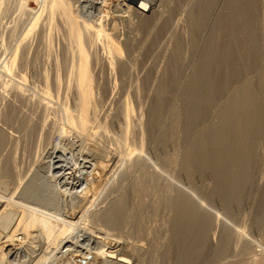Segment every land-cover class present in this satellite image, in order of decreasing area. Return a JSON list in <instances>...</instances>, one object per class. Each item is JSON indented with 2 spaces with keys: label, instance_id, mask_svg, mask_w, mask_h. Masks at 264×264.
Segmentation results:
<instances>
[{
  "label": "rangeland",
  "instance_id": "1",
  "mask_svg": "<svg viewBox=\"0 0 264 264\" xmlns=\"http://www.w3.org/2000/svg\"><path fill=\"white\" fill-rule=\"evenodd\" d=\"M140 1L139 6H134L135 12L127 11L122 7L117 8L118 1L111 0V11L114 12L117 25L115 24L116 27L112 29V35L102 40L101 47L98 44L95 51H87L88 58L91 59L88 67L82 66L77 60V54L81 49L79 41L83 36L77 40L75 37L78 34L82 35L81 31L84 28L80 30L81 27L95 23L101 13L90 8L83 10L82 4L78 5L81 0H72L70 4L63 5L56 16L52 17L54 21L51 28L47 23L50 21L49 18L46 21V17H39L40 7L35 0L0 1V137L2 138V133L6 140L0 146V183L4 179L7 164H10L9 168L13 172H11L13 190L10 187L8 193L6 191L8 196L5 191L3 192L5 195L0 193V198H6L12 203L10 205H16L15 207L23 212L27 210L28 214L25 216V223L23 222V226L19 228L15 225L10 226L11 216L4 220L7 221L6 223L1 224L0 264H178L175 261L176 253L173 254L176 251L171 228L174 211L170 202L176 195L174 191L178 187H181L180 189L183 187L182 190L186 193L190 192L189 195L195 201L198 200L199 205H204L203 208L211 211L213 216L204 256L182 264H227L234 261L235 264H264V164H259L255 171L257 178L255 181L260 185L259 189L255 185L252 192H249L245 204L239 208L240 212L236 209L233 212L235 215L232 213L229 216L221 206L203 200L205 197L201 191L208 193L213 188L211 178L203 179L201 183L196 181V184L190 186L192 183L181 181L177 175V168L172 170L170 166L169 159L181 158L183 153L182 91H175L173 94L171 106L168 107L162 123V126L165 124L164 130L173 141L172 148L169 151H162L155 138L150 139L151 137L144 131L142 136L140 135L138 124L142 122L144 124L147 120L148 110L159 86L160 77L172 58L174 40L172 34H169L154 49L155 51H149L150 43L146 42L133 51L127 59L132 68L128 84H124V79L119 77L120 73H117L113 43L120 45L123 56L127 57L126 46L129 41L138 37L144 39L143 33L135 34L138 23L148 20L151 13L160 11L169 15L173 11L177 21L176 31L186 49L183 62L187 66L191 65L192 70L193 64L197 61L190 40L188 22L190 2L161 0L160 4L158 0L151 11L150 4L146 0ZM84 5L88 6V4ZM259 7L264 26V0H260ZM77 18H81L80 22ZM71 19L77 22L74 24ZM77 23L79 26L83 25L78 27ZM71 28L74 29L75 34L77 33L75 36ZM107 30L110 31L109 28ZM109 31L106 32L110 33ZM67 33H71L74 39ZM66 39H71V44L67 43ZM64 46L69 54L63 51ZM71 57L74 61L70 60ZM102 57H107L106 64L111 67V71L103 64ZM152 68L157 69V73L149 85L144 79ZM44 79H47V86ZM125 108L128 110L126 111ZM121 109H124L126 116L119 114ZM65 112L70 114L78 129H74L76 134L73 133L74 130L71 131L72 129L64 125ZM67 137L69 140L65 141ZM71 152L75 157L81 154L90 159L97 182L93 186L90 184L86 200L82 202L80 200L78 205L75 202L72 209L66 212L61 209L62 216L57 215L56 218L54 217L55 220L52 219L61 226L57 227V230L52 232L53 236L49 237L51 232L47 228L40 232L38 224L34 226L30 222L34 219V215H37L38 206H45L51 210L50 207L52 208L53 205L42 200L43 195H48L46 192L54 191V188L51 189L52 183L50 184L53 180L49 177L51 165L56 163L60 156L65 155L66 162H70L67 160L73 158L70 157ZM104 181L108 182L107 187ZM201 187L208 190L205 191ZM45 188H48L47 191ZM59 189L62 191L63 187ZM124 191L129 193V199L121 228L109 230L102 222L94 221V215L96 217L101 215ZM67 196L69 197V194L65 195L66 199ZM129 200L132 202L130 203ZM2 205L1 207L5 209L6 206ZM257 214H260V222L254 225ZM74 218H76V226L72 225V222H75ZM226 226L228 230L232 228L229 230L230 246L227 251L218 250L215 255L212 253L213 256H208L209 251L211 253L215 248L220 249ZM81 230L93 231L95 236L102 235L100 238L106 240H102L103 245H94L96 248L93 246L94 248H88L89 250L80 254L83 246L78 243L77 237L80 236ZM74 231L79 233L76 235V242L72 241L75 242L74 247L69 248L67 239L72 237ZM233 235H236V238ZM51 238L54 242L50 240ZM261 251L263 255L259 254Z\"/></svg>",
  "mask_w": 264,
  "mask_h": 264
},
{
  "label": "bare ground",
  "instance_id": "2",
  "mask_svg": "<svg viewBox=\"0 0 264 264\" xmlns=\"http://www.w3.org/2000/svg\"><path fill=\"white\" fill-rule=\"evenodd\" d=\"M35 1L40 7L38 14L40 15L39 17H46V21L47 18H49L50 21L47 23H49V25L51 26L54 21V18L52 17L56 16L57 11L63 8V5H67V3L70 4L72 0ZM117 1V8L122 7V9H125L127 11L136 12L134 6H139L140 0ZM146 1L150 4L149 10L152 11L154 9V4L157 3L158 0ZM163 1L165 2V0H162V2ZM162 2L160 0V4ZM188 2H190L191 5V9L188 13V22L190 25V40L192 51H194L195 60H197L196 63L193 64L194 68H192V70L190 67L191 65L187 66L183 62V54L186 49L183 44L182 38L176 31L177 21L175 20L176 15H174L173 11L169 15H165V13L157 11L155 13H151L150 17H147L148 20L146 19L144 21H141L142 23L139 22L135 34L136 32H138V34L143 33L144 39L142 40V38L138 39L139 37H135V40L133 38L129 41L128 45L126 46L127 57L123 56L121 46L117 43H113L112 50L116 60V68L118 70L117 73H120L119 77L124 79V84H128L132 68L128 64L127 59H129L131 54H133V51L139 49L141 45H145V42L150 43L149 51H155L154 49L161 44L162 40L169 34H172V40H174V46L172 49V51L174 52L172 58L164 74H162V76L160 77L159 86L155 92L150 108L148 110L147 120L146 122H144V124L143 122L139 123L141 121H138V130L140 131L141 136L142 132L144 131L148 136L151 137L150 139L155 138L158 141L160 150L169 151V149L173 146V141L170 140L168 132L164 130L165 124L162 126V123L165 120L166 114L168 112V107L171 106L170 103L172 96H174L173 94H175V91H182L181 95L183 96V122L181 128L184 133V142L182 141V144L184 143L183 153L182 156L179 155L181 156V158H170V166H172V170L177 168L178 178L181 181H187V184L188 182H190L189 184L192 183V185L190 186H193L196 181L200 182L203 181V179L206 180V178H211L213 181V188L208 193L201 191L203 193V196L205 197V199L203 198V200H207V202H209L210 204L221 206L227 212V215L230 216L232 215L234 210L242 208V206L246 202V198L249 195V192H252V189L253 187L255 188V185L259 189L260 185H257L255 181V179H257L255 178V171L257 170V166L259 164H264V26L260 18V0H188ZM81 4L83 10H88V8H90V10L92 9L94 11H98V13H101L102 16H100L101 18L99 17V19L95 21V23L88 25V27H81L80 30L84 28V31H81L82 35L78 34L75 37V40H77L79 37L83 36V38L79 41V48L81 49L77 54V60L78 63H80L82 66L88 67L89 61L91 59L88 58L87 51H95V47H97L98 44H100L101 47L102 40H105V37L112 35V29L116 27L117 23L116 17L113 15L114 12L111 11V0H81L78 5ZM84 4H88V6H85ZM131 6L133 7V9ZM79 7L80 6H78V9ZM79 19L77 18L78 21ZM75 20L74 22H77ZM71 22H73V19H71ZM40 25L43 26L42 24ZM45 25L44 27H46L48 24L46 26ZM80 26L78 25V27ZM72 28L71 30L73 33L74 29ZM106 28H109L110 31ZM78 29H75V31ZM68 30H70V28ZM106 31H109L110 33ZM67 34L68 36L69 34L71 36V33ZM76 34L74 32L73 35L75 36ZM138 34L136 36H138ZM68 36L66 38H68ZM74 36L71 37H73L74 39ZM70 40H68L67 43L71 44ZM103 46H105L104 43ZM63 49V51H67L65 46ZM65 56L67 57L68 55ZM71 59L72 57L70 58V60ZM106 61L107 57H102L103 64L108 67ZM108 68H110L111 71V67ZM188 71H190V73H188ZM156 73L157 69H150L145 76V82L150 85V82L155 78L154 76H156ZM46 80L44 79V82L47 86L48 82ZM123 110L119 112V114H122L121 116H124L126 114V112L124 113ZM67 114L65 112L64 125L67 126L68 129H72L71 131H73L76 128V125L72 121L73 119L70 114L69 116ZM75 132L76 131L74 130L73 133L76 134ZM64 133H66V131ZM3 135L1 133L2 138L0 137V146H2L5 140V135ZM78 135L80 136V134ZM68 137L70 138V136ZM68 137L65 138V141L66 139L69 140ZM5 138H7V136ZM65 156H60L57 159L56 163L51 165L52 167L50 166L51 169L49 172V177L51 178V180H53L50 181V184L52 183L53 185L52 187H50L51 189L54 188V191L46 192L48 193V195L42 196L44 197V199L42 198V200H46L47 204L53 205L52 208L50 207L51 205H46L50 207L51 210H49V208L47 209V207L45 208V206H38V213L37 215H34V219L32 218L33 220L30 222L34 226L37 223V226H39L38 230L40 232L44 231L46 228L51 232V234L52 232H55V230H57V227L61 225H57V223H54L52 219L54 217L56 218L57 215L59 217L62 216L61 209L66 212L68 211V209H72L75 202L76 205H78L80 200L81 202L84 199L86 200L87 194L89 193V189L91 187L90 184H92L93 186L97 182V179L94 176L93 172L94 168H92L90 159L81 156V154L79 157H75V155L71 152L70 157L72 156L73 158H70L71 160H67L70 161L67 163L65 160ZM7 165L8 168H6L5 170L4 179L0 183V193H3L5 191V194L8 196L7 190L10 189L13 181L11 183L12 171L9 168L10 164ZM172 174L174 175L173 172ZM104 183L106 186L108 182L104 181ZM203 183L201 185H203ZM62 187L63 190L60 191L59 188ZM196 187H194L195 190ZM180 188L178 187L177 190L174 191L176 195L170 200L174 211V215L172 214L174 219H172L173 222L171 224V228L173 230L174 236V240L172 237V240L174 241V250L176 251L173 254L176 253L175 256H177V260L175 258V261H177L178 264L196 260L204 256L203 254H205L207 250L206 243H208L209 230L210 226H212L211 224L213 218L212 214L210 213L211 211L209 212L208 210L203 208L204 205H199L197 203L198 200L195 198L197 200L195 201L191 197V195H189L190 192H187V194L185 190H182L183 187L182 189ZM47 189L45 188L46 191ZM91 190H93V188ZM197 190L199 191L200 189ZM207 190L205 189V191ZM132 193L134 192L132 191ZM66 194H69V197L67 196L68 199H66L65 197ZM128 199L129 193L126 191H124V193L122 192L119 199L108 209H106V211H103V213H101V215L97 217L94 215V221L102 222L109 230L120 229L125 211L127 210ZM129 202L131 203L132 201L129 200ZM1 204L5 205L6 208L4 209L3 207H1ZM10 204L12 203H10V201L6 198H0V228L2 223L7 222L4 220H7V217L9 216H11L12 220L10 222L11 225L9 224L10 226L15 225L17 228H19L22 224L25 223L24 221H26L25 216L28 215L26 212L27 210L23 212L19 208H16L15 204V206H12ZM237 211L240 212V209ZM30 212L33 213V211ZM259 215L258 217H255L254 225H258V223L260 222ZM74 219L75 222H72V225L76 226V218ZM52 222L54 224H52ZM103 224L102 226H104ZM48 225L51 226L48 227ZM24 228L27 227L24 226ZM230 228L229 230L232 229ZM25 230L26 229H24V231ZM229 230L228 228L225 229V233L223 235L224 237L222 236L223 239L220 249H213L214 247H211V249L213 250H211V253L210 251L208 252V256L212 255V253L213 255H215L218 250L227 251L228 247L230 246L229 243L231 238ZM78 233L79 232L76 233L74 231V233L71 234L72 237L67 239V246L69 248L74 247V243L76 242V235H78ZM4 234L6 235V233ZM51 234L49 237L53 236V234ZM233 236L235 237L236 235ZM49 237L47 238L48 240ZM100 237L98 235L95 236L93 231L89 232L87 230H81L80 236L77 237L78 243L80 242L79 244L83 246V251H81L80 254H83L84 252L89 250L88 248H91L94 245H103L106 239L104 240ZM50 240H52V238ZM53 242H51V245ZM261 252L259 254L263 255L264 251L262 253ZM101 254L102 253H100V255ZM106 255L107 254H105V256ZM234 262H228L227 264H235Z\"/></svg>",
  "mask_w": 264,
  "mask_h": 264
}]
</instances>
